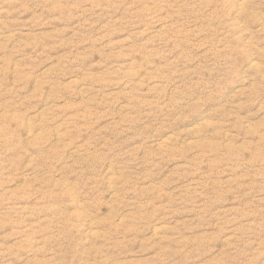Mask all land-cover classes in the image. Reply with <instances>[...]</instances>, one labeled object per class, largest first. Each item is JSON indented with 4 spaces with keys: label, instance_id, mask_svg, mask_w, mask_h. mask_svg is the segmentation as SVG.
<instances>
[{
    "label": "rangeland",
    "instance_id": "rangeland-1",
    "mask_svg": "<svg viewBox=\"0 0 264 264\" xmlns=\"http://www.w3.org/2000/svg\"><path fill=\"white\" fill-rule=\"evenodd\" d=\"M0 264H264V0H0Z\"/></svg>",
    "mask_w": 264,
    "mask_h": 264
}]
</instances>
